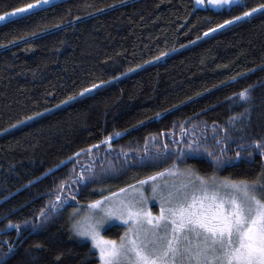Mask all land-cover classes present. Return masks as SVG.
Returning a JSON list of instances; mask_svg holds the SVG:
<instances>
[{
  "label": "trees",
  "instance_id": "1",
  "mask_svg": "<svg viewBox=\"0 0 264 264\" xmlns=\"http://www.w3.org/2000/svg\"><path fill=\"white\" fill-rule=\"evenodd\" d=\"M262 4L56 0L0 23V264H97L68 212L176 166L264 195V10L232 20Z\"/></svg>",
  "mask_w": 264,
  "mask_h": 264
},
{
  "label": "snow or ice",
  "instance_id": "2",
  "mask_svg": "<svg viewBox=\"0 0 264 264\" xmlns=\"http://www.w3.org/2000/svg\"><path fill=\"white\" fill-rule=\"evenodd\" d=\"M196 2L202 3L203 0ZM208 2L220 5L228 4L231 0ZM41 3L47 4L48 0H32V3L13 8L11 12L0 13V20L9 15L30 11ZM257 9L264 10V4L249 8L240 16L232 17V20L248 16ZM229 22L225 20L224 24ZM160 55L163 56L164 53ZM95 87L96 85L90 86ZM251 87L249 85L242 88L233 97L238 95L241 101L247 102ZM87 91L89 89H81V93ZM239 116L248 118L243 112ZM239 116L234 113L231 119H238ZM107 139H111V136ZM251 143L259 149V154L264 159V142L253 140ZM198 150V144L194 146L193 142H189L188 152L182 155ZM208 154L212 156L214 164L223 163L221 157L210 151ZM159 155L160 153H156V156ZM236 155L239 156L240 153ZM248 155L251 156V152ZM167 171L168 169L164 170ZM164 172L155 173V178L162 177ZM181 176L185 178L174 180L171 184L165 181L163 186L153 182L152 195L158 196L161 204L158 215L154 216L152 212L139 206L147 202L142 192L139 201L135 198L116 200L115 194H110L113 203L109 204L108 198L103 196L100 200L92 201L90 209L97 211L86 214L83 222L74 223L73 231L77 236L91 240L93 248L98 251L99 264H264V195L257 194L261 187L258 182L205 180L196 175L191 167L181 173ZM80 179L83 180L84 177L80 176ZM145 179L154 181L153 176ZM119 191L123 193L124 189ZM56 199L58 201L60 198ZM55 206L53 204V208ZM111 217L122 220L127 225L119 243L100 235L102 226ZM8 249L11 251L13 246L9 244Z\"/></svg>",
  "mask_w": 264,
  "mask_h": 264
},
{
  "label": "rangeland",
  "instance_id": "3",
  "mask_svg": "<svg viewBox=\"0 0 264 264\" xmlns=\"http://www.w3.org/2000/svg\"><path fill=\"white\" fill-rule=\"evenodd\" d=\"M53 1H56V0H48V3L47 4H49V3L53 2ZM238 1L239 0H231V2L228 3V4L213 5V4L209 3L208 0H203V2L200 3V5L203 6V7H210V8H213V9H219V8H223V7H229L230 5H232L234 3H237ZM47 4L41 3L38 6L32 8L31 10H33V9L39 7V6H43V5H47ZM27 12H29V11H27ZM24 13H26V12H24ZM24 13H20L19 15L24 14ZM19 15H9L6 19L0 20V23L4 22L5 20H8L10 18H14L16 16H19ZM186 169H187V167H185L183 165L182 166H179V167L176 166L174 168L169 169L167 172H164L163 176L160 177V178H155V175H154L153 176L154 177V181H148V180L144 179V180H141V181H144V183H139L140 182L139 181V182H137V183H135V184H133V185H131L129 187L123 188L124 189V192L123 193H121L118 190V191H116L114 193H111V194H115L116 200L124 199V198H128V199L135 198V199H137L139 201V196H140V193L142 192L143 195H144V197L147 198V202H146V204H140L139 206L140 207H143L144 210H146V211L152 212V214L155 216V215H158L159 214L161 204L159 202L158 196H153L152 195V184H153V182L158 183L160 186H163V184H164L165 181H167L169 184H171L174 180L178 181L180 179L185 178V177H182L181 176V173H183ZM196 175H198V174H196ZM199 177H201V176H199ZM202 178H204L205 180H214V181H217V182H220V181L225 180V179H220L219 177H208V178L202 177ZM105 197L108 198L107 202L109 204L113 203V198L110 196V194L107 195V196H105ZM97 200H100V198L97 199ZM90 203L86 204L85 206L73 207L68 212V217L70 218V221H71V231H72V234L78 240H82V241H85V242H88L89 243L91 249L96 253V256L98 258V263L97 264H99L98 251L93 248V246L91 244V240L90 239H86V238L79 237L73 231V225H74V223H76V222H83V218L86 216V214H90L91 212H96L97 211L95 209H90ZM112 225H118V226H120L121 227V234L125 231V229L127 227V225L124 223V221L118 220L115 217H111L106 222V224L104 226H102V228L100 230V235L103 236L106 239L114 240L117 243H119L120 237L118 239L108 238V237H106L103 234L104 230L107 227L112 226ZM121 234H120V236H121Z\"/></svg>",
  "mask_w": 264,
  "mask_h": 264
}]
</instances>
